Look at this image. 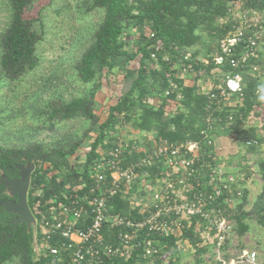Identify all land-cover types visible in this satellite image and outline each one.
Masks as SVG:
<instances>
[{"label": "trees", "instance_id": "obj_1", "mask_svg": "<svg viewBox=\"0 0 264 264\" xmlns=\"http://www.w3.org/2000/svg\"><path fill=\"white\" fill-rule=\"evenodd\" d=\"M34 1L8 0L9 22L0 33V86L5 80L23 77L39 64L37 45L43 39V30L41 12L30 10ZM242 1L246 8L264 15V0ZM226 4L227 0H89L84 12L101 11L102 17L88 45L76 60L74 70L81 83L91 86L83 94L69 99L59 94L44 102L37 111L39 121L49 129L58 123L73 120L83 122L85 127L81 134L78 130H68L50 143L0 144V179L2 175L18 177L16 165H34L27 194L29 208L34 214V193L39 188L34 184L35 174L65 171L75 155L78 168L65 172L78 175L82 187L77 192L88 191L92 184L89 171L100 160L102 151L110 149L117 141L118 126H127L129 133L137 136L144 132L171 142L197 138L208 114L206 96L202 93L204 88L203 85L198 86V82L208 79L215 84L219 82L218 78H211L215 67L211 55L217 53L218 40L230 28L231 18ZM36 23L39 29H35ZM143 26L153 32L152 38L139 34ZM158 43L162 46L161 50L156 48ZM153 51L157 53L154 60L150 58ZM188 51L192 55L189 61L183 59ZM136 57L137 67L128 87L121 88L113 102L102 106L98 100L103 87L102 79L113 74V69L119 67L117 63L120 65L119 62L124 61L127 64ZM200 57L208 62L198 61L195 68L197 72L202 70L200 75L193 77L181 72L183 66ZM125 77L126 74H123L121 79ZM244 79L246 85L242 105L237 109L242 117L234 115V120L229 121L226 112H222L223 127L218 128L216 136H227L230 133L228 128L233 124H245L262 116L257 130L251 125H244L240 130L245 139L244 145L248 140L257 141V146L246 147L248 153H254L264 145V79L251 75H245ZM257 88L259 93L255 92ZM79 150H82L80 155ZM137 157L132 155L127 159ZM216 163L220 164L219 161ZM257 168L261 185L250 209L245 208L249 203L248 189L244 186L247 177L238 174L240 195L233 209L232 221L234 233L239 237L250 229L248 219H253L264 231V158L257 161ZM155 174L151 171V177ZM74 192L67 191L66 195L72 196ZM3 199L14 197L9 196L0 183V201ZM61 199L57 197V200ZM110 204L111 214L137 217V208H132L127 196L123 197L121 193L115 195ZM13 217L0 206V264H49L47 259L40 258L35 252L33 228L28 230L26 225L11 224ZM203 225L197 216H193L190 226L178 231L175 236L149 234L148 238L154 239L160 253L169 247L174 249L167 264H179L177 241L186 238L194 248L195 264H201L205 254L212 255V244L209 241L202 244L199 231ZM113 234L114 231L105 233L107 241H113ZM228 247L229 242L222 249L225 259L229 257L226 252ZM133 259L125 262L109 259L103 264H128Z\"/></svg>", "mask_w": 264, "mask_h": 264}, {"label": "built area", "instance_id": "obj_2", "mask_svg": "<svg viewBox=\"0 0 264 264\" xmlns=\"http://www.w3.org/2000/svg\"><path fill=\"white\" fill-rule=\"evenodd\" d=\"M226 11L231 18L230 28L218 40L217 53L211 55L215 66L211 78L219 82L208 79L203 86L208 114L199 136L171 142L143 132L146 138L141 142L117 139L90 169L92 184L88 191L77 192L82 187L80 182L78 187L46 199L36 200L35 196L31 228L40 258L49 264H103L109 259L125 262L133 258L128 264H167L174 249L169 247L160 253L148 235L175 236L190 226L191 217L197 216L204 224L199 231L202 244H212L215 264H257L255 251L235 257L228 247L229 257L224 258L222 249L236 235L232 216L240 189L238 174L228 171L216 156L215 139L216 131L223 127L222 112L229 121L234 120V115L242 117L237 109L242 105L244 76L264 79V15L246 8L242 0H227ZM140 33L154 36L146 26ZM156 48L161 50V44ZM156 54L151 52L150 58L154 60ZM191 56L188 51L183 59L189 61ZM196 59L183 66L181 72L200 75L202 70L197 72L195 66L199 60H207ZM251 145L258 143L245 142V147ZM132 155L138 157L127 159ZM151 171L156 172L154 177ZM136 185L149 192L147 204L134 206L131 201L129 194ZM74 190L72 196L66 195ZM119 193L127 196L132 208H137V217L111 214L110 202ZM110 231H114L113 241H107L105 236ZM187 243L186 238L178 240L177 250L180 244Z\"/></svg>", "mask_w": 264, "mask_h": 264}, {"label": "rangeland", "instance_id": "obj_3", "mask_svg": "<svg viewBox=\"0 0 264 264\" xmlns=\"http://www.w3.org/2000/svg\"><path fill=\"white\" fill-rule=\"evenodd\" d=\"M88 3L89 0L34 1L30 10L34 13L41 12L43 30V39L37 45L40 61L35 69L23 77L11 81L5 80L0 86V144L18 146L24 142L34 141L50 143L68 130H78L79 134L82 133L85 124L76 120L58 123L49 129L39 121L37 111L44 102L59 94L69 99L83 94L91 86L81 83L74 70L76 60L88 45L91 34L102 17L101 11L84 12ZM8 22V0H0V33L6 28ZM34 26L35 29H39V24L36 23ZM261 53L264 59V43ZM137 60L138 57L127 64L124 61L119 62V67L113 69L114 75L110 74L102 79L103 87L98 94V100L102 106L113 102L121 88L128 87L134 68L137 66ZM123 74H126V77L121 79ZM262 118V116L254 118L245 124H233L228 128L230 133L227 136L215 139L216 156L221 159L222 165L228 166V171L235 172L241 177H247L249 185L244 184V186L248 189L249 203L245 206L246 209H250L252 201L260 190L261 182L257 173V161L264 158V145L254 153H248L244 147L245 139L240 130L247 125L254 126L257 130ZM116 130L118 140H132L128 139L131 133L127 126H118ZM81 152L82 150H79V155ZM74 156L71 157L72 160L70 159L69 167H65V171L78 168ZM229 159L230 161L227 162ZM65 171L35 174L34 184L39 187L34 194L37 197L36 200L46 199L64 190L74 189L81 184L80 179L77 178L78 175H69ZM148 193L136 185L129 196L134 206H142L149 201ZM247 222L250 229L241 237L235 235L229 248L235 257L255 251L257 264H263L264 231L256 225L253 219H248ZM193 252L194 248L189 243L180 244L179 249L176 250L179 264H195ZM214 262L213 256L207 253L204 256V263L201 264H215Z\"/></svg>", "mask_w": 264, "mask_h": 264}, {"label": "water", "instance_id": "obj_4", "mask_svg": "<svg viewBox=\"0 0 264 264\" xmlns=\"http://www.w3.org/2000/svg\"><path fill=\"white\" fill-rule=\"evenodd\" d=\"M16 169L19 171L18 177L8 178L5 175L1 176L0 183L6 188L7 194L11 197L15 196V199H3L0 201V206L6 212L14 215L10 220L11 224L26 225L27 229L30 230L34 225V216L27 202V194L34 165H16Z\"/></svg>", "mask_w": 264, "mask_h": 264}, {"label": "crops", "instance_id": "obj_5", "mask_svg": "<svg viewBox=\"0 0 264 264\" xmlns=\"http://www.w3.org/2000/svg\"><path fill=\"white\" fill-rule=\"evenodd\" d=\"M136 63H138V61L136 62ZM117 66H119L118 64H117ZM137 67V66H136ZM135 67V68H136ZM118 68V67H117ZM135 68H134V70H135ZM112 75H114V74H112ZM205 83V85H203ZM206 86V82L205 81H202V80H200L199 82H198V86ZM146 138V136L144 135V133H139V135L137 136L135 133H131V135L129 136V138L128 139H132V140H136V141H138V142H141V140L140 139H145ZM219 137H216V139H218ZM243 146V145H242ZM245 147V146H244ZM237 152H238V150H237ZM219 157H221V156H219ZM233 158V157H232ZM230 161V159L227 161V162H229ZM244 184H246V185H249V183L247 182V179H245V181H244Z\"/></svg>", "mask_w": 264, "mask_h": 264}, {"label": "flooded vegetation", "instance_id": "obj_6", "mask_svg": "<svg viewBox=\"0 0 264 264\" xmlns=\"http://www.w3.org/2000/svg\"><path fill=\"white\" fill-rule=\"evenodd\" d=\"M14 199H15V196H14Z\"/></svg>", "mask_w": 264, "mask_h": 264}]
</instances>
